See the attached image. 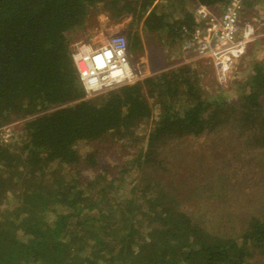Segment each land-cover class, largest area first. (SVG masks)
Listing matches in <instances>:
<instances>
[{
    "label": "trees",
    "instance_id": "1",
    "mask_svg": "<svg viewBox=\"0 0 264 264\" xmlns=\"http://www.w3.org/2000/svg\"><path fill=\"white\" fill-rule=\"evenodd\" d=\"M253 1L243 0L240 22ZM226 2L0 0V124L20 121L18 139H0V264H264V211L227 218L233 231L222 234L153 177L164 147L213 131L225 113L264 152L262 65L236 102L208 98L186 63L87 97L67 36L100 8L130 17L129 54L142 51L143 37L176 50L195 6ZM151 117L145 148L122 161L114 149L106 162L113 150L100 141L126 142ZM140 166L144 177L124 193V175ZM7 193L12 207L2 205Z\"/></svg>",
    "mask_w": 264,
    "mask_h": 264
},
{
    "label": "rangeland",
    "instance_id": "2",
    "mask_svg": "<svg viewBox=\"0 0 264 264\" xmlns=\"http://www.w3.org/2000/svg\"><path fill=\"white\" fill-rule=\"evenodd\" d=\"M222 6H215L213 10L220 11ZM241 15L242 21L264 22V0H254L251 7L243 8ZM129 20V16L114 20L108 11L92 9L79 29L68 32L67 36L71 39L69 43L84 42L96 47L105 43L111 35L126 37ZM152 39L143 37L142 51L129 55L131 66L141 70L143 78L181 65L180 45L176 50L169 51L161 47L162 43L157 38ZM204 60L198 59L189 65L200 72L207 97L220 95L225 100L236 102L241 85L248 80L253 67L259 63L264 69V34L247 44L245 52L234 62L223 81L217 79L214 68ZM261 106L264 109V99ZM155 109L153 107V112ZM152 119L140 125L135 137L126 142L121 143L112 138L110 142L109 138L100 141V147L113 150L106 155V162L115 161L113 158L117 154L112 156L114 149L118 150L119 161H122L130 157L133 150L145 148ZM13 120L0 124V139L4 142H13L19 137L20 121ZM246 130H241L238 122H233L231 115L225 113L213 131L164 147L161 151V157L165 159L163 168L153 176L163 189L179 197V208L189 210L209 230L218 229L217 232L222 234L233 231V226L226 223L227 218L235 219L239 213L249 216L264 211V152L260 145H253L252 133ZM121 148L126 149V153L119 150ZM84 149L88 147H82ZM143 168L140 166L124 175V193L144 177ZM119 194L123 196L121 188ZM9 200L12 197L7 193L2 205L12 207Z\"/></svg>",
    "mask_w": 264,
    "mask_h": 264
},
{
    "label": "built area",
    "instance_id": "3",
    "mask_svg": "<svg viewBox=\"0 0 264 264\" xmlns=\"http://www.w3.org/2000/svg\"><path fill=\"white\" fill-rule=\"evenodd\" d=\"M242 7L243 0H227L220 11L195 6V26L180 47L181 64L205 59L223 81L247 44L264 34L263 21L240 22ZM70 55L87 97L143 78L142 71L130 64L126 38L121 34L111 35L96 47L71 43Z\"/></svg>",
    "mask_w": 264,
    "mask_h": 264
},
{
    "label": "bare ground",
    "instance_id": "4",
    "mask_svg": "<svg viewBox=\"0 0 264 264\" xmlns=\"http://www.w3.org/2000/svg\"><path fill=\"white\" fill-rule=\"evenodd\" d=\"M234 66V65H233Z\"/></svg>",
    "mask_w": 264,
    "mask_h": 264
}]
</instances>
